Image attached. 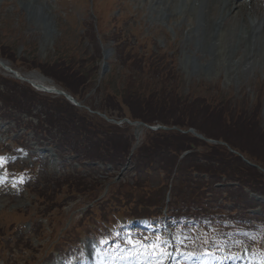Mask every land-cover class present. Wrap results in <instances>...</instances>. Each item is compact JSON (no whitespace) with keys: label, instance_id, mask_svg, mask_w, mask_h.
<instances>
[{"label":"rangeland","instance_id":"obj_1","mask_svg":"<svg viewBox=\"0 0 264 264\" xmlns=\"http://www.w3.org/2000/svg\"><path fill=\"white\" fill-rule=\"evenodd\" d=\"M195 5L198 8V0H0V61L37 84L61 88L40 69L34 68L33 63H52L61 56H74L83 64L81 71L85 75L86 73L93 75V78H89V82L96 81L97 85L99 78L105 79L110 90L130 86L133 91L140 92L137 94L141 96L142 103H146L143 97L152 99L155 94H160L161 87L165 90L161 96L164 98V103L168 104L167 106L163 103L160 110L163 112L161 118L165 119V123L189 124L184 127H193L210 137L224 139L242 151L244 148L238 145L239 143L245 145L246 156L254 160L260 159L259 161L264 163V146L256 137L258 130L264 129V45L261 43L258 53L255 47L253 52L257 54L249 55L247 40L245 47L238 50L227 49L220 56L222 60H219V53L206 51L203 42L199 40V34L194 32L201 20L200 15L197 23L199 11ZM248 13V23L244 21L241 23L240 33H246V26H254L256 23L254 12L249 10ZM218 14L219 12L215 11L216 17ZM96 26L101 34L96 32ZM261 30L264 34V28H260ZM132 46H136L142 53L149 51L154 54V58L164 55L166 61L173 63V68L166 64L168 69L176 71L175 74L167 77L168 87L164 88L159 82H155L157 78L159 79L156 72L142 73L137 70L139 68L125 65L119 49L121 54H126L122 51L129 52ZM131 72L133 73L128 74ZM27 88L32 87L18 80L0 65V154L11 152L9 157L15 163L6 162L18 168H29L28 165L31 163H37L36 170L39 177L33 182L31 178L26 181L24 179L13 188L6 187L7 181L0 179V264H30L36 260V264H67V261L87 264L91 255V263L97 264L96 254L98 259L99 255L103 256V262L109 264L195 263L189 260H199L200 264H257L259 254L255 252L254 245L257 242L264 249L263 229L261 231L253 229L250 234L246 228L239 229L238 232L224 230L227 235L233 236L237 245L240 234L250 238L243 241H251L247 246L241 245L242 250L240 249L239 254L236 255L215 256L207 251L202 253L206 255L202 257L199 253L194 254L195 256L188 253L190 244L194 243L193 249L199 252L204 249L203 243H213L215 239H212V236L200 237L191 226L179 229L174 226L177 229L176 253L171 260L165 257L163 246L155 248L152 245L143 246L142 239L144 242L147 240L144 236H140V233L125 231L116 235L114 237L116 240L109 241L104 223L95 229H89L84 224V219H80L85 205L84 200L79 197L72 199L69 195L68 198H60L61 192L68 188L60 182L67 180V184L71 186L78 180L73 175L64 177V180L53 176L54 173L70 166L75 159L79 162L85 161V155L82 152L73 153L64 145H61L62 148L57 146V142L60 144L63 142L62 128L54 130L53 134L57 137L46 131L50 120L49 112L56 114L58 110L60 114L65 115L63 110L68 108V111L71 110L76 115L77 109H84L69 108L71 104L55 93L35 90L33 96ZM92 88L91 94L86 98L82 94L76 95L77 99L85 103L84 108L89 107V104L92 107L102 105V96L94 91L95 86ZM175 97L182 101L184 98L188 99L191 103L194 101L188 110L190 115L181 113V116L177 109L172 108V104L169 106L171 99L176 101ZM223 108L234 116H240L242 119L240 122L244 124L241 131L234 129L232 123L223 121ZM239 111L243 114L241 115ZM30 114L43 119L46 123L39 124V127L45 126L42 131L39 130V134L34 129H28L32 119ZM36 121L33 119L32 122L35 124ZM51 121L57 122L53 119ZM251 124L256 125L257 129L253 131ZM56 127L57 124H54V129ZM25 129L30 133L25 132ZM136 131L135 128L130 130L134 136ZM146 134L147 132H140V140L138 143L134 142L135 147L142 143V138ZM230 139L237 143L229 141ZM6 140L11 142L7 144ZM13 141L23 146L12 147ZM204 149L210 150L208 146H204ZM92 161L89 160L90 166ZM76 166L80 168V165ZM124 167L129 166L124 165ZM238 170L240 176L245 175L243 169L238 168ZM114 174L111 167L107 166L105 169L100 166L96 174L80 182L81 189L88 194L98 193L99 188L96 185L103 184V187L107 188L101 193L103 196L109 192V189L111 191L118 186H124V183L131 180L127 177L128 169L119 179H116ZM154 178L156 180L150 179L148 183L150 186L158 184V178ZM44 179L48 181L45 182ZM120 182L123 183L116 184ZM131 184L125 187L130 188ZM38 185L42 188H39V195H36L33 191L38 189ZM256 185L259 184L253 181L249 186L254 188ZM30 186L31 194L30 190L28 192ZM131 188L136 190L137 196L142 197L140 190ZM175 189H178V185ZM40 190L45 194L44 196H47L44 197L45 199L41 198ZM216 191L223 194L225 190L216 189ZM255 191L260 197H252V193L248 190L241 196L239 193L232 196L236 201L233 211H237L238 201L242 205V210L244 207L264 203V192H262L264 189ZM42 202L49 204L50 207L57 206L52 212H45L50 217L49 221L44 219L46 216H41V213H44L41 210L47 209L45 206H40ZM37 210L40 213L36 214L32 226L23 221L34 216ZM253 211L258 213L248 218L264 219L259 207ZM89 216L91 215L88 214ZM21 221V225H15L16 222ZM245 222L250 224L247 219ZM48 224L52 225L54 232H50ZM142 225L145 223L141 222L138 227L142 229ZM245 227L251 228L250 225ZM78 229H83L81 231L84 236ZM226 237L228 236H223L220 244H227L224 242ZM120 242H128L130 246L124 248ZM91 243L95 253L88 256L90 249L88 247ZM99 243L106 245L105 253L99 250ZM52 244H55L52 246L55 252L51 250L45 252ZM161 245H164V242ZM144 249H148L146 251L150 253L147 259L143 257ZM207 249L210 247L208 246Z\"/></svg>","mask_w":264,"mask_h":264},{"label":"trees","instance_id":"obj_2","mask_svg":"<svg viewBox=\"0 0 264 264\" xmlns=\"http://www.w3.org/2000/svg\"><path fill=\"white\" fill-rule=\"evenodd\" d=\"M119 53L125 65L139 68L137 70L141 71L142 73H150L151 71L156 72L159 76V79L157 78L155 82H159V85L164 88L168 87L167 85H169V79H167V77L170 74H175L176 72L174 69H168L167 67H164V65L160 63V60H158L157 62L154 61L152 59V56L142 58V56H140L138 51L134 48L126 54H121V52ZM82 65L83 64L74 56H61L52 63H33L34 68L41 69L46 75L52 77L64 89L68 90L75 96L78 94H82L85 98L86 95L92 92V86L96 87L97 85L96 81L89 82V78H93V75H91V73H86L85 75V73L81 71ZM133 72L128 74H132ZM160 78L162 79L161 82ZM125 89H127L128 91L126 92ZM27 91L35 96V91L32 88H27ZM95 92H99L100 96H102V105L101 107L94 106V108H99L107 112L108 114L110 113V116H113L115 115V112H118V116L127 114L128 117L132 120L139 119L150 124L156 122L165 123V119L161 118V114L163 112H160L161 107L164 103V98L161 96V94L165 92V90H163L161 87L159 89L160 94H155L152 99H150V97H143V100H145L146 103H142L141 96L137 94L140 92L137 90L133 91L130 86L127 88L125 86L120 87L119 89L115 88L110 90L108 82H105V79L101 81V84L98 87H96ZM175 99L176 101L174 99H171L172 101L169 103V106L172 104V108L177 109V111L180 112L181 116V113H187L188 115H190V111L188 110L194 101L191 103L188 99L185 98L183 101L182 99H179L177 97H175ZM164 104L168 106L167 103ZM73 107L75 106L70 105L69 108L73 109ZM157 108L159 111H157ZM77 110L78 111L76 112V115H74L73 111H68V108H65L63 110L65 112V115L60 114L58 110H56V114L50 112L48 113V115L50 116L49 123L52 126H54V124H57V127L62 128L63 130V142L61 143V145L67 144L68 146L73 147L77 152L84 151L86 156L92 158L100 157L102 159H107L110 161H123L124 157L128 154L132 146L133 136L129 132L131 128L128 125L118 126L109 123L101 117L92 115L85 110ZM239 112H241V115L243 114L242 111ZM222 113L223 121L232 123L234 129L237 128L240 131L242 130L244 124L240 122L242 121L240 116H234V114H230V112L225 108L222 109ZM244 117H246L245 114ZM52 119L57 122L51 121ZM65 125H67V127ZM176 125L184 127L189 124H182L180 122L176 123ZM250 127L253 131L257 129L256 125L254 124H251ZM256 137L260 139L259 141H262L261 144L264 146V129H259ZM229 141L235 144L237 143L231 139ZM204 146L208 145L204 141H201L193 136L177 132H152L148 130L141 147L137 149L133 156L136 161V168L139 171L137 172V176L132 187H137V189L140 190L142 200L147 201L149 204L154 203L157 199V194L155 192L153 193L152 189L147 188L146 191L142 189V186H144L146 183H149V181H151L150 179H153L145 177L146 174L144 173L143 168L145 165L151 166V164H159L162 160H171V162L173 163L175 158L169 153V150L171 148H176L178 150H180L181 148H193L194 152L188 156V160L189 164L195 165L198 169H212L214 171L219 169H230L228 170L229 173L231 175H236L237 171L232 167H243L245 175L241 176L242 179H259L262 186L264 187V180L262 178L263 176L260 175L257 170L244 165L239 158L229 153L224 147L209 146L210 150L206 151L203 150ZM238 146L242 149L244 148L245 150L243 149V151L247 150V147L245 145L244 147L239 143ZM202 150L204 152H207L209 154L207 156L216 164L214 163L211 167L205 164H201L197 153ZM259 160L257 159V161ZM74 178L77 179L78 182L72 183L71 186L70 184H67V180L60 182L61 185L68 186V192H66L67 194L73 191L79 192V190L82 188L80 182L85 179L86 176L79 175L75 176ZM179 183L180 185L178 187L177 194L181 199H183L181 200L183 202L182 208L184 207L182 210L183 213L188 214L190 212L191 215H194V213H196V211H193L195 208L194 205L199 204L201 209L197 211V216H215V214H211L213 212L212 209H209V206L203 207V205L205 204L202 200L203 195H205V192H203L204 190L202 189L204 183L203 180L181 176V180H179ZM82 190L83 189H81V191ZM89 191L90 190H88V192ZM135 191L136 190L127 188L124 185L120 186L115 193L122 198H126V200L128 201H133V198H137ZM40 192L41 197L45 199L44 197L47 196H44L45 194H42V191ZM150 194H153L152 197H150Z\"/></svg>","mask_w":264,"mask_h":264},{"label":"bare ground","instance_id":"obj_3","mask_svg":"<svg viewBox=\"0 0 264 264\" xmlns=\"http://www.w3.org/2000/svg\"><path fill=\"white\" fill-rule=\"evenodd\" d=\"M197 9V23L200 15L202 21L199 19L194 32L199 34V40L203 42L206 51L219 53V60H222L220 56L227 49L238 50L245 47L247 40L249 55L254 53L251 50L252 41L256 43L254 46L257 53L261 43L264 45V34L260 31V28H264V0L261 4L259 0H201ZM249 10L254 12L256 23L254 26H246V33H240L241 23H248ZM215 11L219 12L218 17L215 16ZM89 248L90 254H94L93 245L90 244Z\"/></svg>","mask_w":264,"mask_h":264},{"label":"snow or ice","instance_id":"obj_4","mask_svg":"<svg viewBox=\"0 0 264 264\" xmlns=\"http://www.w3.org/2000/svg\"><path fill=\"white\" fill-rule=\"evenodd\" d=\"M0 160H3V158H2V157H0Z\"/></svg>","mask_w":264,"mask_h":264}]
</instances>
